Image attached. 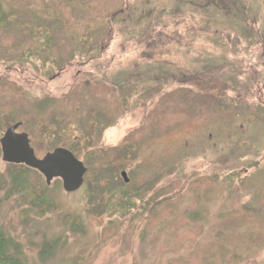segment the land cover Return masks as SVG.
Segmentation results:
<instances>
[{"label":"rangeland","instance_id":"1","mask_svg":"<svg viewBox=\"0 0 264 264\" xmlns=\"http://www.w3.org/2000/svg\"><path fill=\"white\" fill-rule=\"evenodd\" d=\"M215 3L165 25L145 0H0V139L19 124L88 168L67 193L0 142L28 264H264V0Z\"/></svg>","mask_w":264,"mask_h":264},{"label":"water","instance_id":"2","mask_svg":"<svg viewBox=\"0 0 264 264\" xmlns=\"http://www.w3.org/2000/svg\"><path fill=\"white\" fill-rule=\"evenodd\" d=\"M15 128L16 126L9 128L1 139L5 162L24 163L40 171L49 185L59 178L68 192L76 191L82 186L87 168L70 150L57 148L43 159H38L30 145L28 134H17ZM122 175L128 181L127 174L123 172Z\"/></svg>","mask_w":264,"mask_h":264},{"label":"flooded vegetation","instance_id":"3","mask_svg":"<svg viewBox=\"0 0 264 264\" xmlns=\"http://www.w3.org/2000/svg\"><path fill=\"white\" fill-rule=\"evenodd\" d=\"M69 1H76V0H69ZM145 1H146L148 10H149L148 12H146V14L149 15L151 18H153L151 22L153 20H156L155 23L160 22V24L163 23L165 25H168L167 23L171 22L170 21L171 19H173L172 22L181 23V22H185L190 17L197 18L198 14L201 15V14L208 13L209 15H211L210 13L213 10H216L217 8V3H215V0H167L168 2L164 6L162 5L161 12L157 13L159 16L154 17L153 7L156 8L159 5H157L154 0H145ZM136 8L137 7H134L132 4V7L130 8L129 16H127V21L129 20L132 21V19H134L133 12H135ZM13 10H14V13H17L15 9ZM5 13H7V11H5ZM12 15H15V14H12ZM9 18L10 17L7 16V19ZM46 19L47 18L44 17V20ZM51 19L52 17L49 18L48 20L51 21ZM3 23H5V21L3 22V19H0V29L3 27ZM205 25H209V23H206ZM7 54H9L8 51H7ZM7 60H8V57L4 54L3 51L0 50V65H2L3 63H6ZM183 83H189V82L184 81ZM194 84L195 82H191V85H194Z\"/></svg>","mask_w":264,"mask_h":264},{"label":"trees","instance_id":"4","mask_svg":"<svg viewBox=\"0 0 264 264\" xmlns=\"http://www.w3.org/2000/svg\"><path fill=\"white\" fill-rule=\"evenodd\" d=\"M24 167H21V171L27 172ZM18 169V168H17ZM18 177L23 176L21 172H17ZM44 196V193H42ZM44 203V202H43ZM14 240L11 235H8L0 227V264H28L25 260L21 258L19 254V248L16 247V244H13Z\"/></svg>","mask_w":264,"mask_h":264}]
</instances>
